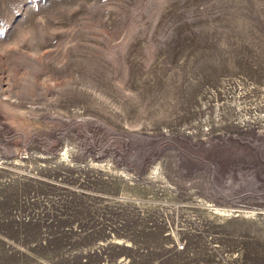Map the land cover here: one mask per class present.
<instances>
[{"label":"rangeland","instance_id":"rangeland-1","mask_svg":"<svg viewBox=\"0 0 264 264\" xmlns=\"http://www.w3.org/2000/svg\"><path fill=\"white\" fill-rule=\"evenodd\" d=\"M0 264H264V0H0Z\"/></svg>","mask_w":264,"mask_h":264},{"label":"built area","instance_id":"built-area-1","mask_svg":"<svg viewBox=\"0 0 264 264\" xmlns=\"http://www.w3.org/2000/svg\"><path fill=\"white\" fill-rule=\"evenodd\" d=\"M179 246H181V245H179Z\"/></svg>","mask_w":264,"mask_h":264}]
</instances>
